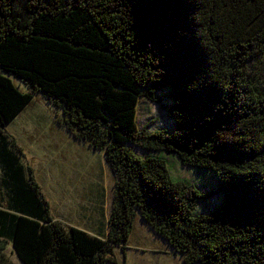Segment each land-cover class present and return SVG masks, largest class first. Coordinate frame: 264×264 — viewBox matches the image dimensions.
I'll return each instance as SVG.
<instances>
[{
	"label": "trees",
	"instance_id": "trees-1",
	"mask_svg": "<svg viewBox=\"0 0 264 264\" xmlns=\"http://www.w3.org/2000/svg\"><path fill=\"white\" fill-rule=\"evenodd\" d=\"M263 56L264 0H0V264L6 246L21 264H115L136 214L182 264H264ZM35 95L103 152L104 237L51 218L3 131ZM141 98L164 101L168 130L137 127ZM160 152L213 193L172 180Z\"/></svg>",
	"mask_w": 264,
	"mask_h": 264
},
{
	"label": "rangeland",
	"instance_id": "rangeland-1",
	"mask_svg": "<svg viewBox=\"0 0 264 264\" xmlns=\"http://www.w3.org/2000/svg\"><path fill=\"white\" fill-rule=\"evenodd\" d=\"M255 66V76L264 84V56ZM14 83L20 91L26 92L23 85ZM163 102L139 99L135 118L137 127H143L146 132L168 130L170 122L162 110ZM59 117V111L35 95L11 122L4 125L3 131L21 149L20 163L27 176L29 171L37 184L48 204L51 218L104 237L115 177L104 161L103 152L75 140L58 123ZM134 149L137 155H143L140 150ZM156 154L165 160L172 180H183L202 193H213L215 190L208 172L182 166L173 154ZM217 198L212 194L207 201L198 203L194 213H208L218 204ZM125 246L123 252L119 248L113 249L115 264H182L180 256L172 253L137 214ZM4 253L10 264H21L11 246H6Z\"/></svg>",
	"mask_w": 264,
	"mask_h": 264
},
{
	"label": "water",
	"instance_id": "water-1",
	"mask_svg": "<svg viewBox=\"0 0 264 264\" xmlns=\"http://www.w3.org/2000/svg\"><path fill=\"white\" fill-rule=\"evenodd\" d=\"M15 254V253H14ZM15 256L17 257V255L15 254ZM17 259H18V257H17ZM20 262V261H19ZM21 263V262H20Z\"/></svg>",
	"mask_w": 264,
	"mask_h": 264
}]
</instances>
